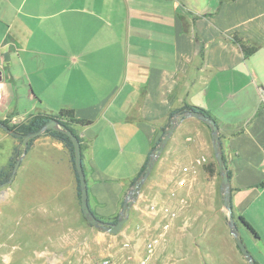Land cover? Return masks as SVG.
<instances>
[{
    "label": "crops",
    "instance_id": "obj_1",
    "mask_svg": "<svg viewBox=\"0 0 264 264\" xmlns=\"http://www.w3.org/2000/svg\"><path fill=\"white\" fill-rule=\"evenodd\" d=\"M234 36L256 49L247 55ZM0 62L1 122L72 110L89 123L72 128L90 208L105 222L120 215L171 120L180 122L118 234L84 219L64 144L47 133L34 138L13 181L9 219L18 222L13 236L21 244L42 235L51 254L137 264L153 239L156 259L202 243L226 211L211 127L175 113L188 105L219 126L239 234L264 264V0H0ZM4 140L12 152L1 168L24 147L0 126Z\"/></svg>",
    "mask_w": 264,
    "mask_h": 264
},
{
    "label": "rangeland",
    "instance_id": "obj_2",
    "mask_svg": "<svg viewBox=\"0 0 264 264\" xmlns=\"http://www.w3.org/2000/svg\"><path fill=\"white\" fill-rule=\"evenodd\" d=\"M17 150L19 149L17 148ZM11 152L10 140L1 141L0 168L6 165ZM21 152L22 154L24 153V147L21 149ZM16 183L15 180L13 184H10L9 189L11 196L5 200H3L2 191L7 189L6 187L9 185L0 188V264H105L106 261L109 262L108 264L117 263L116 260L110 257H97L92 260H87L76 259L72 255L68 257V255L63 252L56 251L52 254L48 253L47 250H45V246L40 243L43 238L41 237L42 235L36 236V238L32 236L29 238V243L21 244L18 240V236H13V231L18 235V222L16 223L12 221V219H9L10 217L13 218L15 213L11 211L10 206L17 203ZM11 201L12 203L10 204ZM208 225L209 227L211 226V228H208V236L202 243L186 244L185 252L182 251V253H177L175 249L173 251V257L170 259H156V254H154L146 264H248L230 233L226 214H223L220 221H212ZM41 230L42 229H40V231ZM96 231L107 233L98 229ZM147 244L148 242H146L144 254L142 258L137 261V264H141L146 258ZM42 254H47L48 256L44 258L39 257Z\"/></svg>",
    "mask_w": 264,
    "mask_h": 264
},
{
    "label": "water",
    "instance_id": "obj_3",
    "mask_svg": "<svg viewBox=\"0 0 264 264\" xmlns=\"http://www.w3.org/2000/svg\"><path fill=\"white\" fill-rule=\"evenodd\" d=\"M5 62H9V53L4 54ZM196 118L199 119L206 124H208L212 129V142H213V148L215 152V157L217 164L220 169V175H221V193L223 195V207L227 214V220H228V227L230 230V233L232 237L234 238L236 244L238 245L239 249L241 250L245 260L248 262V264H258L252 254L249 252L247 247L245 246L244 242L242 241L240 234H239V228L237 225V221L235 220L233 210L231 207V189H230V179L227 172V169L225 168L222 152H221V145H220V137H219V126L216 123V121L206 115L205 113L199 112V111H189L184 113V118ZM178 116H175L169 125V128L164 132L163 137L161 141L158 143L157 147L155 148L154 152L152 153L149 163L147 164L146 169L142 173L141 177L138 179V181L135 183L133 188L130 189L128 194L126 195L122 209L119 215L118 222L115 224H107L104 221L100 220L95 216V214L92 212L90 205H89V193H88V186H87V180L85 176V171L83 167V159H82V148H81V142L77 135H75L69 128L65 127L60 121L57 119H51L49 120L41 129L31 132L29 134H22L17 132L16 130L11 129L8 125L4 124L0 121V126L10 133L11 135L15 137H20L23 139V145H24V153L20 158H18L12 177L10 180L0 185V188L10 185L17 174L18 168L27 154V148L29 146L30 140L39 137L40 135L46 133L48 130H54L58 132H63L66 135H68L71 140L74 143L75 147V167L77 170L79 182H80V188H81V207L83 214L86 218V220L96 229L102 230L104 232L110 233V234H118L122 231L125 223L127 222L129 218V212L132 206L135 203V195L136 193L140 192L141 188L149 178L158 158L161 156L163 151L165 150L171 136L173 135L174 131L177 129L179 125V121H177Z\"/></svg>",
    "mask_w": 264,
    "mask_h": 264
},
{
    "label": "trees",
    "instance_id": "obj_4",
    "mask_svg": "<svg viewBox=\"0 0 264 264\" xmlns=\"http://www.w3.org/2000/svg\"><path fill=\"white\" fill-rule=\"evenodd\" d=\"M234 40L236 43H238L239 45L242 46L243 50L247 53V55L251 54L256 49V47H248L246 45V42L244 41V39L239 37V36H234ZM189 111H199V112L205 113L206 115L211 117L208 112H206L202 109L196 108V107L188 106V105H186L185 107L175 111V113L184 114V113L189 112ZM51 119H57L65 127L69 128L75 135H77V134L74 131V129L72 128L73 125H75V124H78V125L89 124L85 120L77 119L72 110H62L57 115L38 114V115L33 116L27 123H22V124L17 125V126H10L7 121H4L3 123L8 125L11 129L16 130L19 133L29 134L31 132H35V131L41 129ZM46 133L49 134L51 137L62 142L64 144L65 148L68 150V152L70 154L71 163H72V166H73V169L75 171L76 178H77V183H78L77 184V194H78L79 201L81 203V188H80V182H79L77 170L75 167L74 143L71 140V138L63 132L48 130ZM16 138L19 139L20 143L23 144L22 138H20V137H16ZM32 141H33V139L30 140L27 150L30 148ZM21 155H22L21 151H16V153H15L14 157L11 159L10 163L7 166L0 169V185L5 184L10 180V178L12 177V173H13L15 164ZM146 167H147V165L145 166V169H146ZM136 182H137V180L133 181V183H136ZM82 213H83V211H82ZM83 217L86 220L84 214H83ZM118 219H119V216L115 217L111 222H105V221L104 222L107 224H115L118 222ZM100 220H102V219H100ZM240 220L249 230H251L255 235H257L255 230L251 227V225L244 218H241ZM88 224L92 227V225L89 222H88Z\"/></svg>",
    "mask_w": 264,
    "mask_h": 264
},
{
    "label": "built area",
    "instance_id": "obj_5",
    "mask_svg": "<svg viewBox=\"0 0 264 264\" xmlns=\"http://www.w3.org/2000/svg\"><path fill=\"white\" fill-rule=\"evenodd\" d=\"M3 87H4V67H3V63L0 62V91L3 89ZM2 99H3V96L0 93V103ZM263 170H264V163H263ZM150 210L153 212L158 211L159 213L168 217L171 220L178 218V215H179L177 211L173 210L172 208L168 206L158 207L157 205H152L150 207ZM165 229H167V227H165ZM158 242H159V239H153L148 242V244L146 245V258L144 261H142L141 264H146V262L154 256ZM40 256L47 257L48 255L42 254ZM108 263H109L108 261L105 262V264H108Z\"/></svg>",
    "mask_w": 264,
    "mask_h": 264
}]
</instances>
